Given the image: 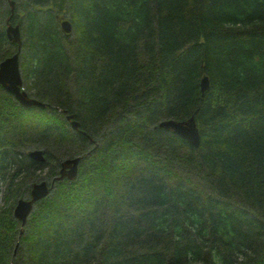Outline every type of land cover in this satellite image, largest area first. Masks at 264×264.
Wrapping results in <instances>:
<instances>
[{
	"label": "trees",
	"instance_id": "16d2710c",
	"mask_svg": "<svg viewBox=\"0 0 264 264\" xmlns=\"http://www.w3.org/2000/svg\"><path fill=\"white\" fill-rule=\"evenodd\" d=\"M8 3L0 63L19 24L47 107L0 86V264H264V0ZM192 117L197 148L159 127ZM76 157L22 226L18 201Z\"/></svg>",
	"mask_w": 264,
	"mask_h": 264
},
{
	"label": "water",
	"instance_id": "95a60500",
	"mask_svg": "<svg viewBox=\"0 0 264 264\" xmlns=\"http://www.w3.org/2000/svg\"><path fill=\"white\" fill-rule=\"evenodd\" d=\"M14 2H11V13H14ZM12 18V17H11ZM61 27L64 33L69 34L72 31V24L68 20H63ZM8 40L17 46L18 52L6 58L0 63V86L4 91L11 94L14 99L25 109L46 108L47 105L29 97L23 89V75L21 71L20 54L23 46L22 32L19 24L9 23L6 28ZM210 87L209 79L204 76L201 80V91L205 93ZM72 121L71 126L78 131L80 124L73 120V116L67 117ZM160 128L172 131L180 138L187 141L191 146L197 148L201 143V134L194 117L188 121L166 120L160 123ZM29 158L35 162L43 163L45 161L44 153L41 150H34L29 153ZM81 158L65 160L61 164L60 177L58 180L68 179L73 181L79 174V163ZM50 187L46 181L33 184L29 199H20L14 209L15 218L25 226L31 216L35 204L47 198L50 195Z\"/></svg>",
	"mask_w": 264,
	"mask_h": 264
},
{
	"label": "rangeland",
	"instance_id": "374dc122",
	"mask_svg": "<svg viewBox=\"0 0 264 264\" xmlns=\"http://www.w3.org/2000/svg\"><path fill=\"white\" fill-rule=\"evenodd\" d=\"M9 1V3H8V5H9V10H10V8H11V2H14V6H13V8L15 9L16 7H17V0H8ZM10 23V22H9ZM8 23V24H9ZM13 23V22H12ZM17 52H18V49H17ZM17 52H12L13 54H15V53H17ZM20 57H21V54H20ZM43 109V108H42ZM45 109V108H44ZM77 122V121H76ZM80 128V127H79ZM76 131V130H75ZM97 156H99V157H102V153L101 152H98V154H97ZM76 158H81V160H82V157H76ZM73 159H75V158H73ZM66 160H69V159H66ZM71 160V159H70ZM65 161V160H64ZM81 162V161H80ZM80 164V163H79ZM132 167L133 165H132V163L129 165V167ZM126 170H129V168H126ZM60 177V175L59 176H57L56 178H55V180H53V181H51V182H47L48 184H49V187H50V189H51V191H50V194L52 193V191L54 190V188H55V182L56 181H59L58 180V178ZM65 180H68V179H65ZM64 181V180H63ZM68 181H70V180H68ZM61 182V181H60ZM35 184V183H34ZM50 196V195H49ZM30 198V197H29ZM29 198H23V199H29ZM37 204V203H36ZM36 204H35V206H36ZM35 210V207H34V209H33V211ZM33 213V212H32ZM29 220V219H28Z\"/></svg>",
	"mask_w": 264,
	"mask_h": 264
},
{
	"label": "bare ground",
	"instance_id": "6f19581e",
	"mask_svg": "<svg viewBox=\"0 0 264 264\" xmlns=\"http://www.w3.org/2000/svg\"><path fill=\"white\" fill-rule=\"evenodd\" d=\"M78 175H79V174H78ZM77 177H78V176H77ZM76 179H77V178H76ZM76 179H75V180H76ZM63 180H65V179H63ZM63 180H60V181H63Z\"/></svg>",
	"mask_w": 264,
	"mask_h": 264
}]
</instances>
